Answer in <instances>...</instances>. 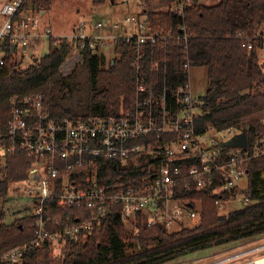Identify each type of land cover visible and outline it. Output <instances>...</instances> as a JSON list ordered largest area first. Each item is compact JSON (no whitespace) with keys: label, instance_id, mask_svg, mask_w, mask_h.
Masks as SVG:
<instances>
[{"label":"built area","instance_id":"1","mask_svg":"<svg viewBox=\"0 0 264 264\" xmlns=\"http://www.w3.org/2000/svg\"><path fill=\"white\" fill-rule=\"evenodd\" d=\"M24 1L7 0L0 6L3 19L0 71L8 58L12 61L32 59L34 54L28 56L30 47L44 38L48 41L56 38L50 31L40 30L43 10H37L32 3L22 10ZM192 2L172 0L166 9L184 18L185 9ZM125 22L137 25L140 34L89 36L82 22L68 38L76 45L75 53L68 55L60 65V69L70 72L82 59L81 50L85 47L97 53L110 41L136 38L135 96L129 104L121 102L116 113L59 119L51 114L42 95L10 98L9 118L0 124V187L3 183L8 188L18 185L17 197L32 200L29 216L35 217V229L31 239L1 253L2 260L20 264L28 250L45 246L54 249L66 238L86 243L93 228L113 214H118L134 235L139 232V217L147 227L162 224L170 231L182 227L187 219L200 217L199 201H194V206L189 200L176 197L181 191L192 188L196 191L211 189L212 195L229 196V199L220 196L214 201L222 214H227L226 204L239 195L243 205L251 202L247 170L252 159L264 155V137L253 147L247 143L245 148H228L224 144L241 133L235 127L216 130L208 125L202 128L203 101L192 92L188 63L184 65L187 80L175 88L151 78L147 81L141 72L146 46L141 45L167 38L187 41L184 25L179 27L181 34H174L171 30L163 33L153 28L146 19L145 25L135 17H127ZM239 37L246 41L243 35ZM242 45L252 49L250 41ZM151 70H156V64ZM20 154L29 158L31 165L24 178L8 179L9 158ZM108 161L114 162L120 171L131 169L134 172L129 176L120 173L106 183L101 174L103 176ZM243 177L247 184L242 190ZM261 239L256 245L213 264L264 254V236ZM242 252L246 253L240 256Z\"/></svg>","mask_w":264,"mask_h":264},{"label":"trees","instance_id":"2","mask_svg":"<svg viewBox=\"0 0 264 264\" xmlns=\"http://www.w3.org/2000/svg\"><path fill=\"white\" fill-rule=\"evenodd\" d=\"M52 1L25 0L22 10L32 3L37 10L44 11ZM142 1L146 5L142 15L153 28L181 34L179 27L184 25L188 33L187 41L167 38L141 45L146 46L141 72L147 81L151 78L175 88L188 78L186 63L190 68L205 67L208 88L201 97L202 128L235 127L245 132L249 147H253L264 137V72L258 53L264 46V0H214L216 3L211 5L193 0L185 9L184 18L167 11L172 0ZM94 2L103 4L105 0ZM239 35L251 42V50L242 45L246 41ZM134 46L136 38L116 40L115 57L108 65L102 54L85 47L81 50L83 79L75 72L68 76L60 72V65L71 50L64 39H49L47 54L40 59L34 55L31 64L24 66L25 60L8 58L0 71V124L9 118L10 98L14 95L44 96L51 114L59 119L116 113L121 102L129 104L135 96ZM154 64L156 70L152 71ZM30 165L31 160L24 154L9 158L8 179L24 178ZM133 172L131 169L120 171L114 162L108 161L102 171L105 178L102 174L101 178L110 183L120 173L129 176ZM263 172L264 155L249 162L247 189L251 202L227 214L219 213L214 205L220 196L229 199L226 194L212 195L211 189L196 191L194 188L177 194L176 197L187 199L194 206V201L200 202V223L196 227L178 231H170L162 224L147 227L139 217V232L134 235L119 215L113 214L93 228L86 243L66 238L60 258L53 256L52 247L45 246L28 250L20 264H165L213 247L263 237ZM7 192V184L3 183L1 203L8 200ZM4 215V208L0 206V255L31 239L35 229L33 216L5 226L1 224ZM0 264L12 263L0 258Z\"/></svg>","mask_w":264,"mask_h":264},{"label":"rangeland","instance_id":"3","mask_svg":"<svg viewBox=\"0 0 264 264\" xmlns=\"http://www.w3.org/2000/svg\"><path fill=\"white\" fill-rule=\"evenodd\" d=\"M7 0H0V6ZM200 3L211 5L216 3L214 0H199ZM146 8L145 2L140 0H105L103 4H96L94 0H53L51 6L43 11L40 15V30L48 32L50 31L51 36L56 37L55 39H64L69 42L71 50L68 55L75 53V44L68 40L73 32L83 22L84 32L89 36H136L139 35V29L137 25H128L125 22L127 17H135L139 23L145 25V16L142 15L143 10ZM2 17L0 16V26L2 24ZM101 25V27H96ZM117 25V28L113 26ZM143 32H146V28H143ZM262 36L264 37V29ZM114 42L110 41L109 45L98 49L97 54H102L105 57L106 65L113 62L115 53L113 50ZM48 52V40L42 39L41 42L34 44V47L28 49V56L34 54L38 59L44 57ZM260 58V64L264 72V46L258 52ZM262 61V63H261ZM24 66L31 64L32 59L25 60ZM60 72L64 76H68L75 72L80 79L84 76V67L82 59L76 63V67L70 72H65L60 69ZM189 80L194 96L203 97L208 88V76L207 70L203 66L191 67L189 71ZM264 91V86L262 87ZM219 139V136L216 137ZM230 138L229 136L227 137ZM264 180V172L261 175ZM247 180L243 177L240 181V188L243 190L246 187ZM18 185L10 186L6 197L7 201L1 203L0 206L4 208V218L1 224L10 226L14 223H18L23 217L29 216L32 212V200L29 197H17L19 194ZM181 205V204H177ZM241 202V195L236 200L231 201L225 206V213L236 210L243 207ZM200 223V217L195 219H187L184 222V226L179 228H173L172 230H180L185 226L193 228L198 226ZM261 236L240 241L237 243L213 247L196 253L188 254L180 257L172 262L165 264H213L220 258L234 254L241 250L247 249L250 246H254L262 241ZM260 239V240H259ZM130 241V240H129ZM133 242V241H132ZM63 244L53 249V256L60 258L62 256ZM129 252L131 249L128 250ZM264 254H254L247 256L242 259H238L225 264H248L256 259H261Z\"/></svg>","mask_w":264,"mask_h":264},{"label":"water","instance_id":"4","mask_svg":"<svg viewBox=\"0 0 264 264\" xmlns=\"http://www.w3.org/2000/svg\"><path fill=\"white\" fill-rule=\"evenodd\" d=\"M247 136L245 132H241L238 134L235 138L232 140L228 141L224 146L227 147H238V148H245L247 146Z\"/></svg>","mask_w":264,"mask_h":264},{"label":"bare ground","instance_id":"5","mask_svg":"<svg viewBox=\"0 0 264 264\" xmlns=\"http://www.w3.org/2000/svg\"><path fill=\"white\" fill-rule=\"evenodd\" d=\"M255 250V249H254ZM249 253V251H247ZM246 252L240 253V256L244 255ZM250 264H264V258L256 259L254 261H251Z\"/></svg>","mask_w":264,"mask_h":264},{"label":"crops","instance_id":"6","mask_svg":"<svg viewBox=\"0 0 264 264\" xmlns=\"http://www.w3.org/2000/svg\"><path fill=\"white\" fill-rule=\"evenodd\" d=\"M42 13H43V11H42ZM261 63H262V61H261Z\"/></svg>","mask_w":264,"mask_h":264}]
</instances>
